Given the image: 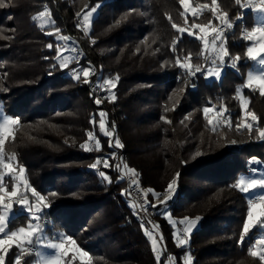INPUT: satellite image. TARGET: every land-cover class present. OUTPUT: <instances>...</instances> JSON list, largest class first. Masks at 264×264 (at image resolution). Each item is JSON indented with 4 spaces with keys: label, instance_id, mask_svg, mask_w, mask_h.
Listing matches in <instances>:
<instances>
[{
    "label": "trees",
    "instance_id": "obj_1",
    "mask_svg": "<svg viewBox=\"0 0 264 264\" xmlns=\"http://www.w3.org/2000/svg\"><path fill=\"white\" fill-rule=\"evenodd\" d=\"M63 1L60 12L66 21L56 20L63 35L78 44L80 62L61 69L56 50L47 46L55 40L37 33L35 25L27 22L28 16L24 22L29 29L19 30L0 51V111L20 121L5 142L4 158L25 168L24 178L45 196L48 205L39 221L32 222H38L49 239L60 233L72 237L89 254L91 264H166L167 260L183 264L186 254L192 264H264L249 254L264 229L257 225L240 239L251 196L235 187L241 176L251 173L250 159L264 162V140L258 130H236L241 119V86L239 96L248 101V110L256 113L264 129V96L244 86V71L251 64L245 56L250 42L244 40L239 26L241 22L251 26L247 23L250 8L241 9L235 0H217L218 14L227 13L228 20L235 22L224 35L229 50L226 59L237 55L241 59L237 68H224L215 80L206 78L204 72L189 78L177 63L187 60L205 70L212 66L205 60L209 55L198 39L199 30L191 27L193 23L221 25L210 11L212 0H188L199 9L195 16L182 15L179 0ZM201 5L208 7L201 11ZM31 9L24 2L14 17ZM93 9L85 32L78 24ZM173 24L187 26V31L181 34ZM89 64L101 66L102 80L112 79L117 85L100 105L94 103L90 90L97 77H90L87 84L82 76L73 77L74 68ZM204 107L226 110L221 117L225 124L213 130L204 118ZM101 111L106 131L113 133L112 148L110 138L99 129L101 118L96 114ZM89 131L93 132L91 140ZM117 139L123 148L114 147ZM85 143L91 151L80 147ZM121 153L127 168L135 170L149 204L177 180L172 199L155 204L161 214L155 211L154 224L163 236L159 261L116 166L114 156ZM98 155L108 158L109 168L97 164ZM93 164H97L95 169ZM101 171L109 179H103ZM3 183L10 191L11 177L5 176ZM149 189L159 195L153 196ZM29 199L35 203L30 194ZM162 208L177 224L185 217H200L187 244L177 245L174 230L178 236L180 230L163 217ZM13 213L8 231L27 227L28 214L18 205ZM32 246L37 251L35 242ZM18 252L11 248L5 264H14ZM21 264H37V258L25 252Z\"/></svg>",
    "mask_w": 264,
    "mask_h": 264
},
{
    "label": "snow or ice",
    "instance_id": "obj_2",
    "mask_svg": "<svg viewBox=\"0 0 264 264\" xmlns=\"http://www.w3.org/2000/svg\"><path fill=\"white\" fill-rule=\"evenodd\" d=\"M235 2L240 6L241 9L253 7L250 0L249 2H246L244 4L241 3V0H235ZM179 3L184 9L182 15L187 16L189 13H191L193 16H195L197 14V9L190 6L188 0H179ZM3 6L4 5L0 3V7ZM200 7L207 8L208 6L201 5ZM94 11L95 9L87 12L82 16V24L85 32H87L89 29L91 17L93 16ZM210 11L212 12L214 18H218L221 27H214L211 23L207 26L193 23L191 27L193 29L199 30L200 34L198 36V39L203 42L204 50L208 52L211 57L212 66L208 67L206 71H204L205 77L219 79L222 75L224 67L230 66L233 69L237 68V62L241 59V57L237 55L231 58L226 65L225 58L229 57V50L225 46L224 29H231L234 25L233 23L229 22L227 13L218 14L217 0H212ZM253 11L264 13V0H259V5L253 7ZM44 15H46V13H41V16ZM77 16L79 17L80 14H77ZM237 19H242V14L238 16ZM172 27L181 34L187 31V26L177 28V26L173 24ZM187 34L189 36L193 35L191 31H188ZM243 38L244 40L251 42L250 46H248L246 49V58L248 60L256 62L261 69H264V26L253 27L251 31H248ZM61 39H67V37H61ZM51 47L52 45L50 44L49 48ZM60 54V49H57V58H59ZM208 59L209 56H205V60ZM177 63L181 69L187 70L188 73L193 76L196 73H201L203 71L200 65H196L194 67L187 60H185L183 63L178 60ZM67 64L68 60L67 58H65L60 63L59 67L61 69L66 68ZM80 72H82L83 74L84 83H90L91 81L89 78L92 75L91 68L86 67L75 70L73 72V77L76 80L80 79ZM116 79L118 80L119 77L117 76ZM105 83L112 89L117 86L112 79H108L107 81H105ZM245 86L253 91L259 90L260 94L264 96V71L256 75H254L252 72H249ZM238 98L240 99L241 119L237 121L236 130L241 131L246 129L249 131V133H251L255 128L259 132V138L261 140H264V129H260L256 113L248 110V101L244 100L242 96H239V89ZM112 99H115V95L112 96ZM94 103L100 105L101 98L97 96V98L94 100ZM225 111L226 110L217 111L213 107L203 108L204 118L206 119L208 125L213 127V130H215L217 126H223L225 124L226 121L221 119V117L225 116ZM96 115H99L101 118L99 122V129L105 136L110 138L108 146L109 148H112L113 145L111 143V137L113 136V133L111 131L105 130V113L101 111ZM91 122H95V116L93 117V121ZM19 123V118H12L11 116H4L3 122H0V264H5L6 254L13 246L19 249V252L15 258V264H21V256L25 253V251H31V247L26 249L25 245L32 246L33 242H35L38 247L48 248L54 251L53 255L42 257L41 264H63L62 258L69 252L68 245L72 246L71 250L73 256H78L82 261V264H91L89 254L86 251H82L77 246L76 241L72 237L60 233L58 237L49 239L48 237L42 235L43 229H41L40 224L38 222L35 224L32 222L33 220L39 221L42 210L48 207V205L45 203L46 198L45 196L41 195L34 187L30 186L28 181L24 178L25 168L23 166H19L17 168L13 165V163L6 162L4 158L5 142L9 137H12L14 135V126H17ZM228 127H231L230 123L228 124ZM87 135L89 137V140L93 138V132L89 131ZM80 147L85 151L92 150L89 147L88 143L82 144ZM95 147L96 149H99L101 147L98 140L95 144ZM114 147L123 148V144L119 139H117L115 141ZM199 154L200 153H197V155ZM100 162L101 158L98 157L97 164H99ZM250 163L258 165V167H254L251 169L252 177L244 178L243 176H241L238 182L235 184V187L244 194L254 193L258 190H264V171H261V169H264V162L253 160L250 161ZM97 164H93L91 167L95 169L97 167ZM103 165L105 168L110 167L107 157L103 158ZM126 171L128 173H131L132 177L136 176L135 170L126 168ZM5 175L11 177V179L13 180L10 191L7 187H5L3 183ZM99 175L105 180L109 179V177L103 171H101ZM177 175H179V173ZM257 175L259 176V178H256ZM132 184L136 185L137 181L135 179H132ZM176 185V179H173L168 184L164 198L165 201L172 199L173 193L176 192ZM148 192H151L153 196L159 195L151 189H149ZM29 194L34 199V204L30 201ZM144 195L147 196V193H144ZM163 203L164 201H161V204ZM16 205H18L25 213L28 214L29 222L27 224V227L21 226L17 230L6 231L10 223L11 214L14 211V206ZM142 206L144 208L151 207L154 211H156V214H161L158 210V205L145 203ZM166 213L167 209H165V214ZM168 219L171 221L172 226L175 228L177 222L171 220V216H169ZM199 219L200 217H197L196 219L185 217L183 220L179 221V224L184 226V237L180 238V236L176 235L174 232V236L178 246H183L188 243L189 234L192 233L193 230L197 227ZM141 223L142 227L144 228L145 235L151 240L152 248L156 252V259L157 261H159L160 250L157 248V238L154 236V231L159 229V225H154L153 231H149L148 228L144 226L143 222ZM257 225H259L261 229H264V194L255 195L251 198H248L247 200V213L246 219L243 222V232L240 236L241 241H243L245 235H247ZM160 239H163V236H161ZM249 254L253 257L258 256L261 261H264V236H260L255 240V244L252 245V247L249 249ZM37 255L41 254L37 251ZM169 259H171V257ZM184 264H192V257L190 255L187 256V258L184 260Z\"/></svg>",
    "mask_w": 264,
    "mask_h": 264
},
{
    "label": "rangeland",
    "instance_id": "obj_3",
    "mask_svg": "<svg viewBox=\"0 0 264 264\" xmlns=\"http://www.w3.org/2000/svg\"><path fill=\"white\" fill-rule=\"evenodd\" d=\"M37 1L38 2H36V0H0V3H2L4 5L3 7H0V38L2 39V41L0 39V51H3L7 47V46L5 47V45H3V44H7V42L12 41V39L14 37H16V35H17L19 30H23L25 28L29 29V27L25 26V22H24L25 21V16H28L29 19H28L27 22L32 23V24L35 25L34 28L36 30H38L37 33L45 34L49 39L51 38V39L55 40V42L50 43L52 45L51 48H49L50 44L47 45V46H48L49 50H56V52H57V49H60V53L61 54H60L59 58H56L57 63L59 65L62 62V60L65 59V58H67L68 64H73L71 62H75V64L80 62L82 53L77 47L78 44L75 42V40H73L69 36H64L63 35L64 31L61 28H59V24L60 23L64 24L65 21H66L65 13L63 11L60 12V8H61V6L63 4L62 2H64V1L63 0H44V1L43 0H37ZM66 1L69 4L71 3V0H66ZM24 2L27 3V5L32 8L31 11H28V12L21 11V12H19V14H20L19 16L15 15L16 17H14V13L13 12L15 11V9H17L19 7L22 8V4ZM246 2H249V0H245V3ZM250 2H251L253 7H256V6L259 5V0H250ZM253 7H249L250 10H251V14L247 17V23L251 24V26H249V25L247 26L246 25V28L248 29V31H251V29L253 27H256V26H264V13H260L258 11H253ZM23 10H25V9H23ZM200 10L202 11L201 7H200ZM41 13H46V15L41 16ZM197 13H199V9H197ZM93 16H94V13H93ZM92 17H91V19H92ZM56 18H60L61 22L59 23V21H57ZM229 22L231 23L233 21L229 20ZM78 25H79V28L84 31V27H83V24H82V19H81V21H80V23ZM89 27H90V25H89ZM61 37H67V39H61ZM248 46H250V44L246 46V49H247ZM208 55H209V61H211L210 54L208 53ZM189 63H191V62H189ZM191 64L194 67L196 65H200L202 70H203L201 73L206 71L205 68L199 63L198 64L197 63L196 64L195 63H191ZM3 66H5V65H3ZM86 67H90L91 70H92V75L90 77H92V76H96L97 77V81L94 84L102 86V88L104 90L103 93H102V97H100L101 98V102H102L108 96H110L112 88L110 86H108L105 83L104 80H102V75L100 74L101 73V69H102L101 66L100 67H96V66H94L92 64H89V65H86V66L82 65L81 68H74L72 70V72H74L77 69H82V68H86ZM262 71H264V69H261L260 66L256 62L251 61V64L248 67H246V69L244 71V77H245L244 86L246 85L247 76H248L249 72H252L254 75H256V74L261 73ZM183 72H185L186 75L189 78H194V76L197 75V73H196L193 76V75L189 74L187 70H184ZM79 75L83 77L82 72H80ZM211 79L219 80L220 78L219 79L211 78ZM242 88H243V86L239 87V93H241ZM3 118H4V114L0 111V122H3ZM221 119H223V118H221ZM104 120H105V118H104ZM105 124H106V121H105ZM258 124H259V122H258ZM105 130H107V128ZM98 157L101 158V162L98 165L104 166L103 165V158L105 156H103V155L99 156L98 155ZM114 159H115V162L117 164L116 166L118 167V171H119L120 177L124 179V175L126 173H128V172L126 171L127 164H126V162H125V160H124V158L122 156V153H121V156H120V154H116V157L114 156ZM253 160L260 161L258 158H252V159L249 160V165L252 166L253 168L254 167H258V165L250 163V161H253ZM261 171H264V169H261ZM5 176H7V175H5ZM243 177L244 178H251L252 177V173L243 175ZM134 178L136 180V176ZM256 178H259V176L257 175ZM137 186L139 187L138 183H137ZM165 193L166 192L162 193V196L159 197V198H156L154 200V202H152V203L153 204H157V203L161 204V201L165 202V199H164L165 198ZM259 194H264V190H258L257 192L249 193V194H245V195L247 197H250V196L252 197V196H255V195H259ZM162 212H163V217L165 219H167L169 221V223H171V221L168 219V217L170 216L169 211L167 210V213L165 214L164 213L165 212V208H162ZM13 216H14V213H12L11 217H13ZM171 220H172V218H171ZM27 224H28V222H27ZM19 227H21V226H19ZM19 227H17L14 230H17ZM177 227L180 230V233H179L180 237L183 238L184 237V232L182 230V226L180 227V224H177ZM11 230H13V228ZM6 231H8V229H6ZM174 232L177 235L179 231H177L176 228H175ZM42 235L44 236L43 232H42ZM154 236L157 238V248L161 252V248H162L161 245H162L163 240L160 239V237H161L160 231L156 230V234H154ZM260 236H264V234L259 235L258 238ZM27 246L28 245H25V248ZM36 247H37V251L41 255H37V251H36V253H31V254L36 256L37 264H41L42 257H47V256H50V255L54 254V251L51 250V249L38 247L37 245H36ZM12 248H15V249L19 250L15 246H13ZM68 248H69L68 254L62 258L63 259V264H82V261L80 260V258L78 256H75V257L73 256L72 250H71L72 246L68 245ZM25 252L30 253L28 251H25ZM187 256H189V255L186 254L185 255V259L187 258ZM172 259H173V257H172ZM14 264H15V262H14ZM166 264H169L168 260H167Z\"/></svg>",
    "mask_w": 264,
    "mask_h": 264
},
{
    "label": "built area",
    "instance_id": "obj_4",
    "mask_svg": "<svg viewBox=\"0 0 264 264\" xmlns=\"http://www.w3.org/2000/svg\"><path fill=\"white\" fill-rule=\"evenodd\" d=\"M231 23H233L234 26L231 29L225 28L224 29V35L230 33V31L233 30V28L235 27V22H231ZM219 27H221V25ZM240 31H241V35L243 37L248 32V29L246 28L245 22L240 23ZM230 59L231 58H228V59L225 58L226 65ZM217 63H219V62H217ZM226 67H230V66H225L224 68H226ZM90 90H91V92L95 98H97V96L102 97V93L104 91L102 86L97 85V84L91 85ZM132 179H135V178L132 177L131 173H126L124 175V181L126 183V191L130 197V200L133 204L134 210L136 212V215H137L140 223L143 222L144 226H146L149 231H153V226L155 225L154 224L155 212L150 207L144 208L142 206L145 203H148V201L145 198L144 194L139 189V187L137 185L132 184ZM141 226H142V223H141ZM142 229H144V228L142 227ZM154 234H156V231H154ZM29 247H31V251H28V252L36 253V249L34 246H27L26 249H28ZM169 264H171V263L169 262Z\"/></svg>",
    "mask_w": 264,
    "mask_h": 264
}]
</instances>
